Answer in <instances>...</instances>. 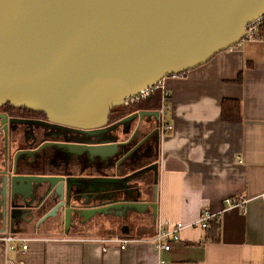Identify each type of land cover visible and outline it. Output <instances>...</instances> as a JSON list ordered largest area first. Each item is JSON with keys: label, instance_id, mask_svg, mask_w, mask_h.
<instances>
[{"label": "water", "instance_id": "water-1", "mask_svg": "<svg viewBox=\"0 0 264 264\" xmlns=\"http://www.w3.org/2000/svg\"><path fill=\"white\" fill-rule=\"evenodd\" d=\"M263 12L264 0H0V105L42 111L52 121L84 129L87 142L58 147L76 159L84 157L90 167L132 137L125 128L117 141L99 135L126 96L236 45L244 37L245 23ZM135 117V130L153 118L160 141L158 109L138 108L120 123ZM16 161L14 156L10 169L0 161L3 207L11 206V221L19 219L17 200L33 195L22 194L24 185L44 180L56 194L42 219L63 214L65 231L75 217L85 221L111 208L125 213L150 207L156 220L158 160L120 176L98 171L42 177L18 171ZM150 170L151 200L122 196L113 202H88L97 194H130L129 181Z\"/></svg>", "mask_w": 264, "mask_h": 264}, {"label": "crops", "instance_id": "crops-1", "mask_svg": "<svg viewBox=\"0 0 264 264\" xmlns=\"http://www.w3.org/2000/svg\"><path fill=\"white\" fill-rule=\"evenodd\" d=\"M162 81L163 125L171 127L161 128L156 220L145 210L130 213L144 221L123 231L99 216L65 231L60 216L16 232L31 237L25 250L9 249L0 232V264H158L160 257L171 264H264V34ZM224 98L239 101L238 121L221 117ZM151 195L152 185L143 193ZM226 196L245 198V211L230 207L217 223L191 224L202 209L221 208ZM176 222L189 224L169 250H158L156 232ZM114 236L130 240L121 248Z\"/></svg>", "mask_w": 264, "mask_h": 264}, {"label": "flooded vegetation", "instance_id": "flooded-vegetation-1", "mask_svg": "<svg viewBox=\"0 0 264 264\" xmlns=\"http://www.w3.org/2000/svg\"><path fill=\"white\" fill-rule=\"evenodd\" d=\"M133 104H124L122 107ZM136 109L138 108L134 107L126 112L121 109L112 110L107 123L103 126L104 129L99 133L101 138H111V140L117 141L119 140L118 135L121 134L122 128L129 131L126 136L132 133V137L128 139L126 144L119 146L118 151L107 160L101 161L96 159L92 161L90 167H85L87 161L84 157H77L78 159H76L63 150V146H66L68 143L87 142L89 136L84 129L52 121L42 111L5 102L0 105V161L4 160V169H10L13 167V159L16 156L15 168L18 171L33 172L40 177L53 175L67 176L72 172L94 173L105 171L106 174L111 176L130 173L154 160H158L160 152V141L157 142L156 139L157 127L153 118H149L150 120L145 122V125H140L136 130V117L128 122L120 123L122 117ZM153 109L159 110V108ZM158 119V128L161 129L160 117ZM58 145L63 148L58 147ZM28 158L31 161L26 163L25 161ZM152 181L153 172L150 170L129 181L128 190L130 194L123 195L116 192L112 194H97L94 199L90 197L88 202H113L122 196L149 201L150 199L145 198L143 193L152 185ZM2 191L1 187L0 232H20L28 228L35 231L44 224H54L56 218L60 216L63 224V214L47 216L42 219V216L55 204L54 198L56 193L51 182L44 180L24 185L22 194L33 195L32 197L27 196L24 202L21 199L17 200L15 208H17L19 219H14V221H11L7 216V211L11 206L6 204L3 207ZM84 199V197H81V200ZM149 209L151 210L150 207L145 210ZM2 210L6 211V217L2 215ZM59 211L60 209H58L57 213ZM122 212V209L111 208L108 213L99 215L109 220L110 223L115 219L123 220L124 222L118 224L116 227L122 229L124 225H128L126 220L129 218L130 213H141L143 211L126 209L125 213ZM92 218L82 221V217H75L72 222L76 225L86 226Z\"/></svg>", "mask_w": 264, "mask_h": 264}, {"label": "built area", "instance_id": "built-area-1", "mask_svg": "<svg viewBox=\"0 0 264 264\" xmlns=\"http://www.w3.org/2000/svg\"><path fill=\"white\" fill-rule=\"evenodd\" d=\"M263 24H264V12L261 15H259L257 18L245 23V34L242 40L262 39L264 34ZM176 75L177 74H172V76H176ZM162 79L157 84L149 86L145 90L140 91V93L138 94L126 96L124 99V104L128 105L137 102L141 99H144L156 89L161 90L162 100L164 101V99H166V97L168 96V91L165 89L164 82L162 81ZM165 107H166L165 103H162L161 106L159 107L160 120H161V127L163 129L164 128L168 129L171 127L170 124L164 123L163 125ZM259 196L264 199V191L261 192ZM245 203H246L245 198L236 197V196H226L223 199V204L221 208L217 210H211L210 208L207 207L202 209L198 219L191 224L200 226L202 228L207 227L210 225L211 222H216V223L219 222L223 211L227 208L235 207V208H239L242 211H245L246 209ZM188 224H185L183 222H176L175 224L171 226H167L164 229H159L154 236V239L156 241L155 242L156 248L160 251L169 250L171 247L172 240H176L179 238L180 229ZM1 239L7 242V247L9 249H16L18 246H20L22 250H25L27 248L28 241L31 239V237L24 236L16 232H5L1 236ZM111 239L119 242L120 243L119 246L121 248H124L125 245L128 243V241L130 240L129 237L126 236H114ZM158 264H171V262L165 258L160 257Z\"/></svg>", "mask_w": 264, "mask_h": 264}, {"label": "trees", "instance_id": "trees-1", "mask_svg": "<svg viewBox=\"0 0 264 264\" xmlns=\"http://www.w3.org/2000/svg\"><path fill=\"white\" fill-rule=\"evenodd\" d=\"M264 27V24H263ZM160 105V91L154 90L149 96L134 102L131 106H120L116 109L130 111L135 108H159ZM124 112V113H125ZM221 117L224 120L238 121L240 119L239 101L235 98H224L221 102Z\"/></svg>", "mask_w": 264, "mask_h": 264}, {"label": "rangeland", "instance_id": "rangeland-1", "mask_svg": "<svg viewBox=\"0 0 264 264\" xmlns=\"http://www.w3.org/2000/svg\"><path fill=\"white\" fill-rule=\"evenodd\" d=\"M150 188H151V186L148 188V190H150ZM150 192V191H149ZM150 195V194H149ZM152 196V195H151ZM149 211H151L150 209H149ZM99 216V218H103V216L102 215H98ZM96 217V216H95ZM138 217V219H136ZM137 217L135 218L134 216H131L130 218H128L127 220H126V223H132L133 224V222H135V221H138V222H141V221H144V218H143V216H141L140 214L139 215H137ZM148 218V217H147ZM124 221L123 220H118V219H115L114 221L112 220V222L110 223V225H113V226H115V227H117L118 226V224H122ZM105 223H108V222H106L105 221ZM104 222H100V225H102V224H105ZM116 231V230H115ZM118 231V230H117Z\"/></svg>", "mask_w": 264, "mask_h": 264}]
</instances>
